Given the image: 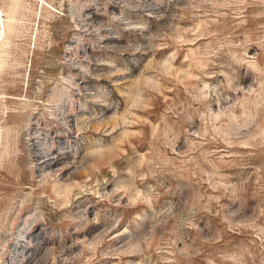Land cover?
Returning a JSON list of instances; mask_svg holds the SVG:
<instances>
[{
    "label": "rangeland",
    "instance_id": "1",
    "mask_svg": "<svg viewBox=\"0 0 264 264\" xmlns=\"http://www.w3.org/2000/svg\"><path fill=\"white\" fill-rule=\"evenodd\" d=\"M0 264H264V0H0Z\"/></svg>",
    "mask_w": 264,
    "mask_h": 264
}]
</instances>
